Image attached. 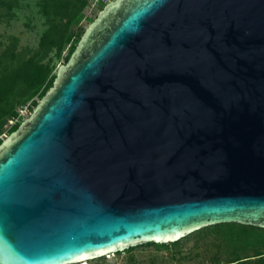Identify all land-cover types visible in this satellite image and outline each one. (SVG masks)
<instances>
[{
	"label": "water",
	"instance_id": "95a60500",
	"mask_svg": "<svg viewBox=\"0 0 264 264\" xmlns=\"http://www.w3.org/2000/svg\"><path fill=\"white\" fill-rule=\"evenodd\" d=\"M264 228V0H114L0 144V264H80Z\"/></svg>",
	"mask_w": 264,
	"mask_h": 264
},
{
	"label": "trees",
	"instance_id": "16d2710c",
	"mask_svg": "<svg viewBox=\"0 0 264 264\" xmlns=\"http://www.w3.org/2000/svg\"><path fill=\"white\" fill-rule=\"evenodd\" d=\"M91 2L93 0H38L44 30L36 45L19 46L10 42L0 47V134L18 117L21 108L32 101L30 111H33L54 85L59 62L66 64L78 45L71 43L72 39L77 37L80 41L85 32L79 29ZM19 7V0H0V19L10 20ZM35 98L38 101H34ZM19 125L11 126L9 132L17 130ZM187 240L205 242L202 264H264V228L236 223L210 226L174 243H148L124 252L146 246L176 249ZM101 259L107 257L98 260Z\"/></svg>",
	"mask_w": 264,
	"mask_h": 264
},
{
	"label": "rangeland",
	"instance_id": "374dc122",
	"mask_svg": "<svg viewBox=\"0 0 264 264\" xmlns=\"http://www.w3.org/2000/svg\"><path fill=\"white\" fill-rule=\"evenodd\" d=\"M105 2L106 0L91 2L84 12L85 18L79 30L86 31L99 12L109 3ZM19 3L20 7L15 11L13 18L0 19V47L10 42L17 43L19 46H35L44 30V19L38 13V0H19ZM71 43L78 44L79 39L73 38ZM61 64L62 61L59 62L58 68ZM34 101H38V98ZM26 106L31 109L33 102L27 103ZM9 127L10 124L5 127L0 136H3ZM205 247V242L196 243L195 240H187L176 249L155 246L138 247L129 253L111 254L107 259H96L80 264H202Z\"/></svg>",
	"mask_w": 264,
	"mask_h": 264
},
{
	"label": "built area",
	"instance_id": "2783aa9c",
	"mask_svg": "<svg viewBox=\"0 0 264 264\" xmlns=\"http://www.w3.org/2000/svg\"><path fill=\"white\" fill-rule=\"evenodd\" d=\"M110 1L111 0H106L105 3H108ZM31 112L32 111H30V109L27 106L21 108L20 111H19L18 117L13 118L10 121V127L13 126V125H15V124L21 123L24 119H26L31 114ZM10 127H9V130L6 131V133L3 134V136H0V140H4L10 134V132H9L10 131Z\"/></svg>",
	"mask_w": 264,
	"mask_h": 264
}]
</instances>
